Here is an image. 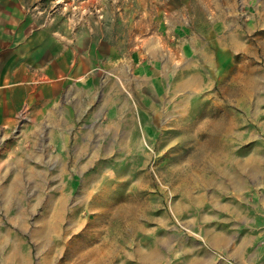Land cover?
Listing matches in <instances>:
<instances>
[{"label": "rangeland", "instance_id": "374dc122", "mask_svg": "<svg viewBox=\"0 0 264 264\" xmlns=\"http://www.w3.org/2000/svg\"><path fill=\"white\" fill-rule=\"evenodd\" d=\"M213 1L222 8L60 1L72 20L105 19L126 50L155 49L176 67L187 59L201 92L78 122L84 138L57 116L21 117L0 138V264H246L230 210L264 193V0ZM258 241L253 264H264Z\"/></svg>", "mask_w": 264, "mask_h": 264}, {"label": "crops", "instance_id": "0c3cea01", "mask_svg": "<svg viewBox=\"0 0 264 264\" xmlns=\"http://www.w3.org/2000/svg\"><path fill=\"white\" fill-rule=\"evenodd\" d=\"M60 1L0 0V138L10 137L24 116L34 122L43 115L57 116L56 123L69 125V137L74 132V138H84L76 123H109L126 109L141 108L140 102L149 109L146 102H196L199 73L187 59H180L186 67H176L173 60L157 58L155 49L144 54L133 44L126 50L105 19L101 26L91 19L72 20L64 13L68 3ZM202 3L206 10L222 8L219 2ZM183 5L170 3L169 8L183 10ZM211 58L207 52L205 59ZM242 91L240 102H249L250 90ZM245 206L230 211L239 220L236 230H245L237 250L245 253L246 264H253L256 240L264 235V193Z\"/></svg>", "mask_w": 264, "mask_h": 264}, {"label": "bare ground", "instance_id": "6f19581e", "mask_svg": "<svg viewBox=\"0 0 264 264\" xmlns=\"http://www.w3.org/2000/svg\"><path fill=\"white\" fill-rule=\"evenodd\" d=\"M103 262V261H102ZM101 261H97L96 263H93V264H102ZM105 263V262H104Z\"/></svg>", "mask_w": 264, "mask_h": 264}]
</instances>
